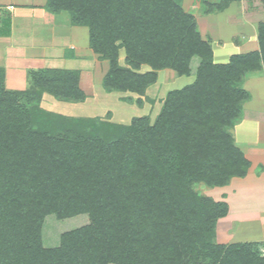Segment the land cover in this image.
Instances as JSON below:
<instances>
[{
  "label": "trees",
  "instance_id": "16d2710c",
  "mask_svg": "<svg viewBox=\"0 0 264 264\" xmlns=\"http://www.w3.org/2000/svg\"><path fill=\"white\" fill-rule=\"evenodd\" d=\"M44 9L88 28L91 51L108 62L107 93L142 96L161 70L194 80L166 94L152 123L119 125L39 107L42 93L83 102L76 71L42 68L7 91L0 68V264H264L260 244L213 241L227 204L195 190L250 167L228 129L249 99L244 77L264 74V21L256 50L218 64L181 0H46Z\"/></svg>",
  "mask_w": 264,
  "mask_h": 264
},
{
  "label": "rangeland",
  "instance_id": "374dc122",
  "mask_svg": "<svg viewBox=\"0 0 264 264\" xmlns=\"http://www.w3.org/2000/svg\"><path fill=\"white\" fill-rule=\"evenodd\" d=\"M219 2H221V0H181V7L185 12L194 16L198 23L197 26L201 38L209 41L213 53V62L223 64L226 63L233 54H244L256 49L258 23L264 21V2L263 0H239L230 3L228 7L221 12L206 13L207 6L205 4H218ZM59 14L60 20H69V16L66 12H60ZM76 27L84 30L83 32L86 34L88 43V28L85 26ZM4 43L2 44L4 45ZM2 54L0 52V66H3ZM98 60V68L94 66L92 60H89V57L81 60L82 62L75 60L74 64H70L66 61L68 64H64V66L61 62H57L56 64L54 62L53 64L56 65L54 67L63 66L67 68L71 65V68L83 71L81 87L86 97L83 102L74 103L53 100L47 93H42L40 102L38 103L39 107L48 112L66 117L95 119L119 125H128L132 118L137 117H147L152 123L162 106L166 94L169 91L181 89L194 80V76H182L169 79V74L161 70L157 71L155 83L148 86L142 96L129 92L107 93L102 89L101 81L108 69V62L99 58ZM76 62H80L78 63L79 65ZM118 63L120 66L125 67L124 52L122 49L118 51ZM10 64L11 63H9V67H6V70H10L8 72L9 76L4 83V88L7 91L23 90L26 84L28 85V82L24 80L17 69L12 68ZM50 66L51 64L47 62L45 67ZM148 70L149 68L147 66H141L138 72L143 73ZM261 87L258 88L259 92H251V98L255 101V104H259L256 103L257 99L263 98L264 89ZM253 89H256V87H253ZM262 106L263 104L259 105L255 110H244L242 120L248 122L241 123L236 130H239L240 133L243 134V136L241 135L242 138H244L242 142H245V144H242L240 140L237 142L239 146L248 150L250 146L247 145L254 146V144L257 143L256 147H258V151L255 154L256 158L258 161L264 163V112L262 111ZM245 107L248 109H250V107L252 108L251 105L249 106L247 104ZM228 130L230 133L233 132V127ZM195 190L202 195L212 197L211 191L213 192L214 188L209 189L199 184L195 186ZM245 191L250 195L248 200L250 203L247 208L251 211L250 213H245V216L250 214L251 217L250 215H248L247 218L242 217L241 220L244 221H242L243 226L238 230L233 228L230 230L231 233L229 232L226 234L220 231L218 235H216L217 231L215 228V237L213 241L217 244L236 243L235 241L237 239H241L244 236L253 237V235H257V233L260 232L255 224L252 226L247 224V219L254 223L256 219L260 221L262 215L264 220V191L257 192L254 186H250ZM251 192L253 194L257 192V194L252 198ZM257 214H259V218ZM256 244H260L258 247L259 253L261 255L264 254V242H256Z\"/></svg>",
  "mask_w": 264,
  "mask_h": 264
},
{
  "label": "crops",
  "instance_id": "0c3cea01",
  "mask_svg": "<svg viewBox=\"0 0 264 264\" xmlns=\"http://www.w3.org/2000/svg\"><path fill=\"white\" fill-rule=\"evenodd\" d=\"M45 1L46 0H0V52L1 54L3 53V66H0V68L4 70V83L9 76L8 72L10 70H6V67H9V63H11V67L17 69L21 77L27 82L29 72L37 71L42 68L76 71L79 76L78 86L83 91L81 87L83 71L71 68V65L67 67L68 69L63 66L68 63L74 64L75 60L82 62L81 60L89 57V60H92L94 66L98 68V57L91 51L87 43L86 34L83 32L84 30L70 25L68 19L60 20V14L48 13L44 9ZM2 43H4V45ZM47 62L51 64L50 67H45ZM54 62L55 64L61 62L63 66L54 67L56 66L53 64ZM80 62L76 63L78 64ZM246 76L244 77L242 87L249 93V99L242 104V114L234 123L233 132L231 133L235 145L250 162V167L247 169L245 177L231 178L227 185L216 187L213 192L211 191V198L214 201H224L228 207L226 216L219 219L216 223V235H218L220 231L221 233L227 234L233 228L238 230L243 226L244 221L241 220L242 217L247 218L250 214L245 216V213L251 212L247 208L250 203L248 202L250 195L246 193V189L250 186H254L257 192L264 191V163L258 161L256 158L255 154L258 151V147H256L257 143L254 144L255 147L247 145L250 146L248 150L241 148L239 143H237L240 140L242 142L244 138H242L243 134H241L239 130H236V128L239 127L241 123L248 122L242 120L244 110H255L259 105L263 104L262 111L264 112V95L263 98L256 100V103L259 104H255V101L251 98V92H259L258 88L262 85L263 88H261L264 89V74L257 72ZM27 86L26 84L24 89H26ZM253 87H256V89H253ZM52 99L55 100L54 98ZM246 104L249 106L251 105L252 108H246ZM242 144H245V142H242ZM257 192L255 194L251 192L252 198ZM257 215L259 218V214ZM247 220V224L251 226L255 224L260 232L257 233V235H253V237L244 236L241 239H237L235 242H264L263 216L261 215L260 221L256 219L254 223L249 219Z\"/></svg>",
  "mask_w": 264,
  "mask_h": 264
}]
</instances>
